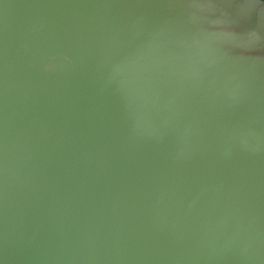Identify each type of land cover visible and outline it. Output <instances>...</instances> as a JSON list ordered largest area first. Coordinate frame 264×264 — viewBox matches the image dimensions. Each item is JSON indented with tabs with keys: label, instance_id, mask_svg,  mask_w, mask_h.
<instances>
[{
	"label": "water",
	"instance_id": "water-1",
	"mask_svg": "<svg viewBox=\"0 0 264 264\" xmlns=\"http://www.w3.org/2000/svg\"><path fill=\"white\" fill-rule=\"evenodd\" d=\"M0 264H264V1L0 0Z\"/></svg>",
	"mask_w": 264,
	"mask_h": 264
},
{
	"label": "trees",
	"instance_id": "trees-1",
	"mask_svg": "<svg viewBox=\"0 0 264 264\" xmlns=\"http://www.w3.org/2000/svg\"><path fill=\"white\" fill-rule=\"evenodd\" d=\"M264 1V0H263Z\"/></svg>",
	"mask_w": 264,
	"mask_h": 264
}]
</instances>
